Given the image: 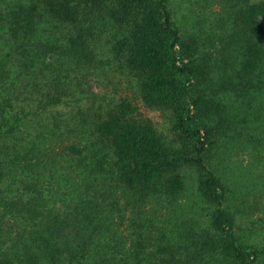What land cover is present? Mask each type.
Segmentation results:
<instances>
[{"label": "trees", "instance_id": "1", "mask_svg": "<svg viewBox=\"0 0 264 264\" xmlns=\"http://www.w3.org/2000/svg\"><path fill=\"white\" fill-rule=\"evenodd\" d=\"M174 2L0 0V264H264V0Z\"/></svg>", "mask_w": 264, "mask_h": 264}, {"label": "rangeland", "instance_id": "2", "mask_svg": "<svg viewBox=\"0 0 264 264\" xmlns=\"http://www.w3.org/2000/svg\"><path fill=\"white\" fill-rule=\"evenodd\" d=\"M180 0H175L174 2V6L172 7L173 11L176 14V21L180 20L181 17L183 16H189L190 13L192 14H200L201 12H205L207 11L206 9V4L205 0H191L190 2V6L189 9L186 8L187 1L182 3H177ZM178 22V21H177ZM95 91L97 89H95V87L93 88ZM155 117H156V112L154 113ZM246 152H249V150L244 149V152L242 153H237L236 156L234 157V159L238 160L240 159V166L239 168L242 170L243 167L250 161V153L249 156ZM261 155H263V158L260 159V162L253 166L250 170V172H246V171H242L243 173H250L251 175L254 174L257 170H264V149H262V151L260 152ZM225 155L224 152L218 150L214 153L213 155V159L211 162V167L216 170L217 172H221L222 170H226L225 169ZM250 176V175H249ZM248 175H241V174H235L232 177H229L230 179L234 180L235 184H234V189L235 191H240V187L242 188L243 186H246L248 184H251L250 181L247 179V177H249ZM256 178H263L264 179V171L258 173V175L255 176ZM227 183H232L233 186V182H229V181H225ZM232 186H229L230 188H232ZM256 187L258 188V192L256 190H253V192L255 191V203H253V199L254 196L252 193V191H250L245 199V203H244V207L243 209H241V212H236L235 213V217L237 219H240V225H241V234H248L250 235L252 238L254 237L255 234L259 233V234H264L262 233L264 231V208L261 206V204L264 201V192H262L264 190V186L260 187L258 184L256 185ZM263 189V190H262ZM227 208L229 210H232V202L229 201L227 203ZM129 217V215H128ZM115 226L118 228V230H120L121 232H123V234H127V230H128V234L130 235V229H129V220H127V215L124 214L123 218L121 219L120 217H118L117 215L115 216ZM128 235V236H129ZM262 238V243L264 244V235L261 236ZM264 262V259H263Z\"/></svg>", "mask_w": 264, "mask_h": 264}]
</instances>
